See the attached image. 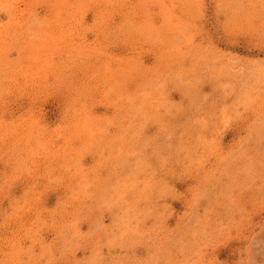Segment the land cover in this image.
Masks as SVG:
<instances>
[{
	"label": "rangeland",
	"instance_id": "1",
	"mask_svg": "<svg viewBox=\"0 0 264 264\" xmlns=\"http://www.w3.org/2000/svg\"><path fill=\"white\" fill-rule=\"evenodd\" d=\"M0 264H264V0H0Z\"/></svg>",
	"mask_w": 264,
	"mask_h": 264
},
{
	"label": "bare ground",
	"instance_id": "2",
	"mask_svg": "<svg viewBox=\"0 0 264 264\" xmlns=\"http://www.w3.org/2000/svg\"><path fill=\"white\" fill-rule=\"evenodd\" d=\"M255 8V7H254ZM263 34V33H262ZM241 88V87H240ZM86 130V129H85ZM84 174V173H83Z\"/></svg>",
	"mask_w": 264,
	"mask_h": 264
}]
</instances>
